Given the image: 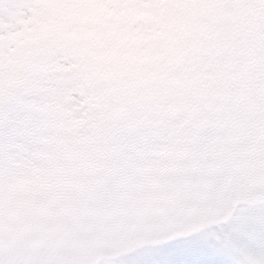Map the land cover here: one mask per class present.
Returning a JSON list of instances; mask_svg holds the SVG:
<instances>
[{
	"label": "snow or ice",
	"instance_id": "6c2138e0",
	"mask_svg": "<svg viewBox=\"0 0 264 264\" xmlns=\"http://www.w3.org/2000/svg\"><path fill=\"white\" fill-rule=\"evenodd\" d=\"M72 2L0 0V186L23 170L48 196L16 247L0 236V264H264V167L239 111L251 41L219 24L180 62L108 71L49 27Z\"/></svg>",
	"mask_w": 264,
	"mask_h": 264
},
{
	"label": "rangeland",
	"instance_id": "374dc122",
	"mask_svg": "<svg viewBox=\"0 0 264 264\" xmlns=\"http://www.w3.org/2000/svg\"><path fill=\"white\" fill-rule=\"evenodd\" d=\"M144 23L158 29L157 43L143 52L129 50L125 41L140 32ZM133 24L138 27L133 28ZM219 24H226L251 41L245 62L250 79L239 111L252 135V161L257 167H264V0H184L162 3L148 11H132L96 0H74L61 6L49 27L81 41L84 51L105 70L137 76L150 72L154 62L162 59L180 62L205 33ZM9 191L29 198L27 206L10 210L18 216L17 233L26 236L33 222L47 211V193L29 181L23 170L0 186V195ZM10 201L12 206L18 203L16 198ZM45 238L46 233L35 235L31 250L39 251ZM67 254L71 255L72 250Z\"/></svg>",
	"mask_w": 264,
	"mask_h": 264
}]
</instances>
